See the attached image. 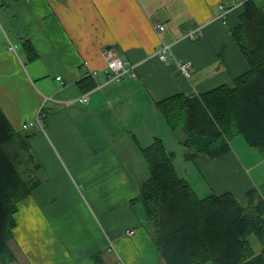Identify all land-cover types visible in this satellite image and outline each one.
I'll use <instances>...</instances> for the list:
<instances>
[{"label": "crops", "instance_id": "obj_1", "mask_svg": "<svg viewBox=\"0 0 264 264\" xmlns=\"http://www.w3.org/2000/svg\"><path fill=\"white\" fill-rule=\"evenodd\" d=\"M243 1L0 0V105L16 131L33 133L31 149L44 167L56 172L58 166L86 188L85 201L71 182L80 199L71 207L49 170L51 178L18 203L13 264H96L95 255L105 264H165L138 199L148 178L138 152L160 137L177 158L167 145L170 126L159 100L233 86L248 69L230 30ZM198 28L202 34L189 40L187 33ZM26 38L34 59L23 47ZM163 42L171 44L167 61L157 55ZM108 51L134 64L137 75L106 81ZM83 60L101 70L102 82L89 89L86 102ZM182 60L192 63L190 78L179 70ZM39 112L43 130L34 123ZM238 139L240 151L231 141L218 158H185L207 185L202 197L230 191L244 204L252 187L264 197V161L256 166L247 142ZM182 177L196 191L188 170ZM246 264H264L263 248Z\"/></svg>", "mask_w": 264, "mask_h": 264}, {"label": "trees", "instance_id": "obj_2", "mask_svg": "<svg viewBox=\"0 0 264 264\" xmlns=\"http://www.w3.org/2000/svg\"><path fill=\"white\" fill-rule=\"evenodd\" d=\"M248 69L233 86L221 84L200 94L175 93L157 102L161 117L173 132H183L179 143L186 159L205 154L215 159L231 149V140L243 136L264 153V6L244 0L239 22L230 29ZM29 59L38 54L30 39L23 41ZM84 90L95 80L84 77ZM33 133L18 132L0 105V264H13L11 247L18 203L40 185V168L32 152ZM149 177L140 186L150 232L165 264H246L255 255L251 236L264 250V197L256 187L243 204L230 191L200 197L180 177L162 138L142 148ZM22 167V168H21ZM96 264H105L94 256Z\"/></svg>", "mask_w": 264, "mask_h": 264}, {"label": "rangeland", "instance_id": "obj_3", "mask_svg": "<svg viewBox=\"0 0 264 264\" xmlns=\"http://www.w3.org/2000/svg\"><path fill=\"white\" fill-rule=\"evenodd\" d=\"M256 2L259 5L264 6V0H256ZM189 40L195 42V40H193L192 38H189ZM35 120H36V118H35ZM42 128L43 127H40L39 129H42ZM165 132L168 133V134H165L168 148L174 149L177 152V158L175 160V165H176V168L178 171L177 172L178 175L180 177H182L183 175H185V171L188 170V172L192 176V178H191L192 183H193V185L197 191V194L200 197H202L203 195H205V193H207V185L204 184L203 181L201 182L200 180L195 179V176L193 175V174H196L195 168L193 167L191 162L187 163V161L184 157L185 156L184 152H185L186 148L179 143L180 138L184 135L183 132L182 131H179L177 133L173 132L170 129V127H168L167 125H166ZM236 137L239 138L238 140H243V142L246 143L245 138L243 136L239 135ZM233 139L231 140L232 143L235 142V141L233 142ZM237 142H235V145H237V147H238L237 149H238V151H240V148H239ZM143 143L145 145H148L149 142H147L146 140H143ZM246 144H247L246 145L247 148H249V150L252 151V159L254 161H256V163H258L256 166L261 165L262 162L264 161V153H262L261 151H259L257 149L250 147L248 145V143H246ZM132 145H133V142H132ZM32 152L35 154L33 149H32ZM138 154H139L138 158H140V160L142 161V166L144 165L146 167V170L148 172V177H149V168H148L147 161H146L145 157L143 155H141V153L138 152ZM241 155H243V154L241 153ZM36 159H37L36 162L39 163L41 166H40V168L35 169V171H34L35 174L40 178V180L45 181L47 178H51L49 170L52 171V174H54V176H55V186L58 187V193L61 194L63 197H65L68 200L71 207H76V206L80 205V201L78 202L79 194L86 201V188L84 187L83 183L76 182V180L70 175H69L70 179L67 178L65 176L64 172H62L60 170V168H58V166L55 167V169H56V172H55L53 167H48V166L44 167L41 160L38 157H36ZM71 182L75 183L76 185L78 184L79 194L73 188ZM54 199H55V202H59L60 197L56 196ZM250 240H251L253 248L255 249V252H257L262 247L261 243L259 242L258 238L255 235H252ZM207 264H212V263L208 262Z\"/></svg>", "mask_w": 264, "mask_h": 264}, {"label": "built area", "instance_id": "obj_4", "mask_svg": "<svg viewBox=\"0 0 264 264\" xmlns=\"http://www.w3.org/2000/svg\"><path fill=\"white\" fill-rule=\"evenodd\" d=\"M157 29L161 30L162 25L157 24ZM202 34V31L198 29L196 30H191L187 33V36L193 38V39H198V35ZM11 50H16V46L11 44L10 45ZM172 52L171 49V44L163 42L159 49L157 50V55L158 57L163 60L167 61L169 59V55ZM82 68L86 72V76L90 77L95 80V85L93 88H97L102 86V82L97 81V77L100 73V69L98 68H93L89 60H83L82 62ZM179 70L182 75H184L187 78H190L192 75V63L191 61H185L182 60L179 62ZM102 72L105 73L106 76V81H120L122 80L125 76H131L135 77L137 75L135 65L131 64L130 62L124 60L121 58L119 55L115 54L112 51L107 52V63L106 66L102 69ZM60 79V77H58ZM91 88L90 90H92ZM90 90L84 92L81 96V99L83 101H88L89 100V92ZM42 113H38L36 122L35 124L38 126L42 127ZM133 231H130L132 233Z\"/></svg>", "mask_w": 264, "mask_h": 264}]
</instances>
